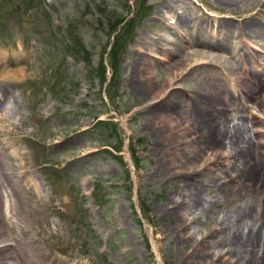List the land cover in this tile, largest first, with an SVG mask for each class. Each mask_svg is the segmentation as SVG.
Returning a JSON list of instances; mask_svg holds the SVG:
<instances>
[{"label": "rangeland", "instance_id": "1", "mask_svg": "<svg viewBox=\"0 0 264 264\" xmlns=\"http://www.w3.org/2000/svg\"><path fill=\"white\" fill-rule=\"evenodd\" d=\"M213 1L0 0L4 129L27 153L47 264H264V237L248 245L264 223V89L248 101L244 88L264 78V0L234 11ZM245 16L253 26L239 39ZM214 40L229 63L197 56ZM205 78L228 103L225 127L257 143L236 159L247 177L221 164L228 140L213 149L191 115L203 108L191 87ZM169 84L180 94L174 131ZM196 199L207 206L198 220Z\"/></svg>", "mask_w": 264, "mask_h": 264}, {"label": "bare ground", "instance_id": "2", "mask_svg": "<svg viewBox=\"0 0 264 264\" xmlns=\"http://www.w3.org/2000/svg\"><path fill=\"white\" fill-rule=\"evenodd\" d=\"M247 1H249V0H214L213 2L216 3L220 7L228 9L229 11H231V10L234 11L236 9H242V7H243L242 4L247 3ZM216 18L221 19V17H216ZM252 19H253L252 16H245V18L239 20V25L237 26L238 32L236 33V35L239 37V39L245 38L247 36L246 31L248 32L249 30L252 29L251 28L253 26ZM183 22H185V21H183ZM211 29L213 31L215 30L214 28H211ZM219 33H218V35H219ZM231 34H232V32H231ZM236 40L234 42H236ZM202 42L203 43L201 45V49L195 50L198 57H200L203 60L205 59V60L209 61V63H213V62L217 63L218 61L219 62L224 61V62L229 63V60L228 61L225 60L226 56L221 55V54L225 53V50L227 49V47L224 44L221 45L216 40H214L215 45L213 43H210V42L208 43V41H202ZM245 43L248 44L249 42H245ZM241 45H242V43H241ZM235 49H237V48H235ZM241 53H242V50L239 49L235 54L239 55ZM163 57H164V59L168 58L166 56H163ZM256 59L257 58H255V60ZM244 64H248V63H244ZM173 66L174 65H172V67ZM245 66H247V65H245ZM202 67H197V68L202 69ZM197 68H195V69H197ZM229 74H230V72H229ZM251 78H252V76H251ZM224 80L225 79H223V81ZM237 81H240V80H237ZM253 81H254V85L257 86L256 90L249 89L248 87H245L244 86L245 82L241 80V84L246 89L245 93L247 92L245 96L248 99L250 98V100L247 99L248 101L255 100L254 98H256L255 96L257 95V93L260 92V90L264 89V78L262 76L261 77L257 76V78L253 79ZM135 86H136V88H139L138 85H135ZM169 86H170V88H168V89H170V93H169V95L164 97L165 100H163V101H165V102L162 103L166 107L163 115L167 119L166 122L168 125L167 126L168 130L174 131L175 129L179 128V127H176L177 125L182 124L181 123L182 118H181V116H179V114H177L178 112L175 110L176 109L175 104L176 105L179 104V103H177L179 101L173 100L174 98L177 99L180 94L177 95L178 92L172 88L173 85L169 84ZM221 87H222V85H221ZM240 88H242V87H240ZM217 90L218 89L216 88V86H214V83H210V81L207 78L202 79V80H195L193 82L192 87H191V91H192V94L195 95L197 105H200V107H203V108L199 110V109H197L199 106H196L195 108L193 107L194 109H193L191 115L196 116L195 118L197 119V121H199L198 126L200 129L202 128L203 131L207 130V129H210L213 131V134H214L213 138L214 139H209L211 141V143L213 141L215 142V143H212V145H214V148L212 147L213 149L218 150L217 143L220 144V146L222 147L225 145L224 141L228 140L225 147H228L230 149V152H229V154H225L222 151V153H221L222 155L220 157V160L224 158L226 162L225 163L221 162V164L223 163L225 166L229 167L228 164H226V163H228V160H229V162H232V164H233V166H232L233 168H231V169H235L236 171H238L239 176L242 174V176L247 177L248 174H250V173H248V171H243L244 168H247V167H245L246 166L245 164H247V163L241 162L240 166H236L235 163L238 161L236 159L240 156H245L246 158L251 156V154L253 153V149L255 148V146H257L256 145L257 143L251 139L250 140L247 139L246 132H243L244 126H243V128H240L239 126L236 127L235 125H233L234 128L232 130H228V128L225 127L224 124L226 123V120L229 118V116H227V114H225V111H226L225 110L226 109L225 103L227 104V106H228V103L226 102V99L223 98V94ZM166 91L163 94H161V96H164ZM243 99H245V97ZM243 101L245 102V100H243ZM1 102L3 103V105H5L7 103V99L3 94L1 95V98H0V109L3 108L1 105L2 104ZM166 102H168V103H166ZM256 103H258V102H256ZM156 107H161V106H156ZM263 108H264V106H263ZM9 111L10 110L6 104L4 106L3 111H2L3 113L2 114L0 113V264H47L46 261L51 260V255L46 254L44 252L43 246L42 245L40 246V241H39V235L40 234H38V231L36 230L34 224L32 223V221H30V214L31 213H29V211H28L29 207L32 206V204H33L32 202H34V200L36 199L37 192L35 189L36 186H34L33 181H32V177L30 176V170L28 168V162L26 160L27 159V153H26V151H24L23 148H21V145L19 143V139L15 138L16 139L15 141L10 140V138L6 134V130L4 129L5 128L4 127L5 122L7 120L5 117V114L8 115ZM239 114H241V113H239ZM159 117L160 116H153V117L151 116L150 120H152V122H155V124H156V120ZM241 117H242V115L239 118L240 120H241ZM242 124H245V123H242ZM250 124H252V123H250ZM190 126H193V125H190ZM184 129L186 130L187 127H185ZM185 130H180V131H185ZM244 130L246 131V129H244ZM223 139H224V141H223ZM227 144H228V146H227ZM216 162L220 163L219 161H216ZM244 162H247V161H244ZM239 176H237V177H239ZM174 204H178V203L176 202ZM193 207L198 208V210H196V214H195L197 217V220L201 217L203 218V216H205L207 214V206H205V204H202L200 199H196L194 201ZM258 233L262 237H264V223L257 230L254 229V230L250 231V233H248V235L251 236L249 241H248L249 246H252L253 248L258 247V245L260 243V241L258 239V237H259ZM245 243H246V239H245ZM263 248H264V246H263ZM261 259L263 260L264 257H262ZM253 260H258V259L257 258L251 259L252 262H253Z\"/></svg>", "mask_w": 264, "mask_h": 264}]
</instances>
